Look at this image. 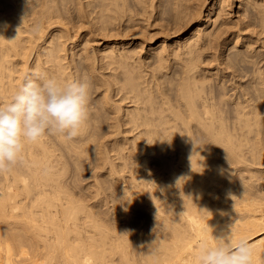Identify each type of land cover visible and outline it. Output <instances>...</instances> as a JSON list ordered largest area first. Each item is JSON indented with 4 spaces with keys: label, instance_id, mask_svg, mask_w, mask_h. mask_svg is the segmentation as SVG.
I'll return each instance as SVG.
<instances>
[{
    "label": "bare ground",
    "instance_id": "6f19581e",
    "mask_svg": "<svg viewBox=\"0 0 264 264\" xmlns=\"http://www.w3.org/2000/svg\"><path fill=\"white\" fill-rule=\"evenodd\" d=\"M33 72L90 115L0 175V264H195L230 228L264 264V0H0V104Z\"/></svg>",
    "mask_w": 264,
    "mask_h": 264
},
{
    "label": "clouds",
    "instance_id": "9594fccd",
    "mask_svg": "<svg viewBox=\"0 0 264 264\" xmlns=\"http://www.w3.org/2000/svg\"><path fill=\"white\" fill-rule=\"evenodd\" d=\"M91 87L86 78L61 80L40 72L27 77L0 104V175L22 163L26 147L45 136L77 137L90 115ZM213 240L199 245L195 264H254L252 244L243 236L234 240L231 228Z\"/></svg>",
    "mask_w": 264,
    "mask_h": 264
},
{
    "label": "rangeland",
    "instance_id": "374dc122",
    "mask_svg": "<svg viewBox=\"0 0 264 264\" xmlns=\"http://www.w3.org/2000/svg\"><path fill=\"white\" fill-rule=\"evenodd\" d=\"M85 170V169H84ZM93 171H90V170H85V171H82V174H81V180L82 181H80V187H83V189L85 190V192H83L82 190V193H84L85 195H87V198L89 197L88 195L90 194V192H92L93 190H94V188L92 189V188H90L91 186H90V184L92 185V181L94 180L93 178V176H91V175H93V173H92ZM92 173V174H91ZM83 175V176H82ZM90 176V177H89ZM93 177V178H92ZM85 179V180H84ZM91 179H93V180H91ZM88 180V181H87ZM87 187V188H84V187ZM90 186V187H89ZM91 189V191H89ZM88 201H89V199H87ZM92 200H90V202H91ZM178 222V221H177ZM180 222V221H179ZM177 224H179V223H177ZM153 226V227H152ZM150 227H152L151 229H152V231H154V229L153 228H155V226H154V224H152L151 226H149V228ZM32 253H30L29 255H31ZM28 255V256H29ZM41 260V259H40Z\"/></svg>",
    "mask_w": 264,
    "mask_h": 264
}]
</instances>
